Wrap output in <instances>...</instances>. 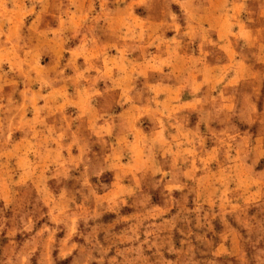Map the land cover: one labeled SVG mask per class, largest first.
<instances>
[{"label":"rangeland","instance_id":"rangeland-1","mask_svg":"<svg viewBox=\"0 0 264 264\" xmlns=\"http://www.w3.org/2000/svg\"><path fill=\"white\" fill-rule=\"evenodd\" d=\"M68 3L85 19L45 28ZM19 141L0 264H264V0H0Z\"/></svg>","mask_w":264,"mask_h":264},{"label":"crops","instance_id":"crops-1","mask_svg":"<svg viewBox=\"0 0 264 264\" xmlns=\"http://www.w3.org/2000/svg\"><path fill=\"white\" fill-rule=\"evenodd\" d=\"M70 4H73V3H68V5H64V6L61 5L58 9H51L48 6H44V8L48 9L49 12L46 11L45 9H42V11L43 12H47L49 15H48L47 21L43 23V26L46 28L47 26L52 25L53 19L55 18L54 25L57 28L52 29L51 31L52 32H54V31L56 32L57 29H59V28H63V27L69 26L68 24H70L71 22H75V24H77V22L79 23L81 20H84L85 16L83 14H85L87 12V10L86 9H75V10H72V8H76V7H74V5H70ZM70 7H72V8H70ZM218 7H216V8L213 7L211 9V11L217 10ZM42 11L40 9L39 10L37 9L35 11L33 10L34 18H33V21L31 23V25H34L43 16L41 14ZM219 67H222V66H219ZM216 68L214 70H218ZM219 71H220V69H219ZM212 88H214V85H213ZM77 91L80 92V90H77ZM36 93L39 94L40 92H36V91L32 92V94H36ZM222 93H223V90L220 91V96H219L220 98L222 97ZM222 100L223 99H221L219 101V106L220 107H222V105L224 103H226L227 99H224L223 101ZM62 101L63 100H60V101L56 100L55 101L57 103V105H59L60 108L62 106V104L60 102H62ZM20 104H22V103H20ZM31 105L35 106L36 104L35 103H31ZM14 123L16 124V121H14ZM89 123L93 124L92 122H89L87 119H83V120L79 121L80 126H83L85 124L88 128H90ZM96 125H97V127H96ZM93 126L94 127H92V130H94V128H96L95 130H97V131L95 132V134L97 136H101L102 139H106V137L110 135V131H111L112 127H111V122L109 120H103L99 124H95L94 123ZM29 143H31V142L29 141ZM24 147H26V146H24ZM24 147H21L20 141L16 142V143L14 142V143L9 144L7 146H4V144H0V152L3 151L4 155L29 154V152H27L26 150L22 151V149ZM31 149H33V148L31 147ZM52 150H53L54 153H56V154L58 153L57 152L58 151L57 146L55 148H52V147H51V149L49 148V151H52ZM28 151H29V149H28ZM59 151H60V149H59ZM31 152H36V151L35 150L34 151L31 150Z\"/></svg>","mask_w":264,"mask_h":264}]
</instances>
